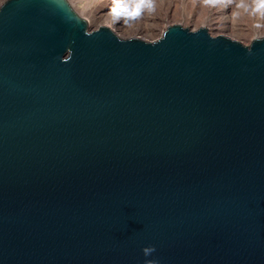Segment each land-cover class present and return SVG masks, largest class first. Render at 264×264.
I'll use <instances>...</instances> for the list:
<instances>
[{
    "label": "water",
    "instance_id": "water-1",
    "mask_svg": "<svg viewBox=\"0 0 264 264\" xmlns=\"http://www.w3.org/2000/svg\"><path fill=\"white\" fill-rule=\"evenodd\" d=\"M149 261L264 264V37L120 39L7 0L0 264Z\"/></svg>",
    "mask_w": 264,
    "mask_h": 264
},
{
    "label": "rangeland",
    "instance_id": "rangeland-1",
    "mask_svg": "<svg viewBox=\"0 0 264 264\" xmlns=\"http://www.w3.org/2000/svg\"><path fill=\"white\" fill-rule=\"evenodd\" d=\"M67 1L71 5L72 9L78 15H80L81 18L87 20V15L85 16L84 14L83 15L79 14V12L83 13L85 11L84 10L85 6H87L88 4H89L88 5L89 8H91V7L93 8L94 6H97V7H99V9H101L102 5L104 4V1H106V0H71V1L67 0ZM179 2H181V5ZM239 2H240L239 6H241V10H240L241 12L235 11L234 15L236 14V12H238V14L235 15V17H237L238 22L234 23L236 25L232 24V27L234 30H237V31L240 30L239 32L241 34L239 36H236V37L229 36L227 34L226 37L231 39V40L233 39L234 41L236 40L237 42L241 43L243 46H249L251 44V41H253L254 39H260V38L264 37V30H263L264 27H262V26L260 27L257 24H255L254 22L250 21L252 16H253L252 13L255 12L254 8L256 7L255 5L251 4V0L250 1L249 0H241V1L239 0ZM233 4L231 3V5H233V7L234 6L236 7L237 4H235V3H233ZM73 5H75V7H73ZM76 5H77V7H76ZM219 5H220L219 0H216V3L211 4V5L206 4L205 0H182V1L181 0H154V6L152 8H148V7L143 8L144 9L143 12L148 14L149 20L139 19L138 21H136V24H138L137 26L146 27L145 25H147L148 27H150L152 30V34L147 36V37L138 36L137 38L140 40L142 39L146 42L155 41L156 39H158L161 36L160 35V32H161L160 27L158 25H162L166 21L170 22V23H168L167 26L179 25L182 28H185V29L187 28L190 31H197V30H199V28L200 29H206L208 34L211 37L219 36V34L216 31L210 30V29L208 30L206 27L200 25V21L202 20L203 16L206 14V12H208L207 9L209 10L213 6V8H212L214 10V11H212V13H213L216 11L214 8H217V7L220 8ZM74 8H76L77 10H75ZM182 14L183 15L187 14L190 16L192 15L191 17L194 19V21L189 22V24L187 23L188 25H185L186 23L184 21H182L183 20ZM229 14H231V11H229ZM200 16H202V17H200ZM154 18H157V19H155L156 21L158 20L157 24H156V22L151 21ZM88 25H89V27H88L89 30H91V31L96 30L95 23H88ZM115 33L117 34L118 32H115ZM118 35L120 36L119 33H118Z\"/></svg>",
    "mask_w": 264,
    "mask_h": 264
},
{
    "label": "bare ground",
    "instance_id": "bare-ground-1",
    "mask_svg": "<svg viewBox=\"0 0 264 264\" xmlns=\"http://www.w3.org/2000/svg\"><path fill=\"white\" fill-rule=\"evenodd\" d=\"M6 1L7 0H0V8L2 7V5ZM117 2H119L121 5L127 4L129 6V8L131 9V7L134 5L135 0H106V1H104V4L102 5L101 9H99V7H97V6H94L93 8L92 7L89 8L88 7L89 4H88L87 6L84 5L85 11L83 13H80L79 11L78 12H79V14H82V15L84 14L85 16L87 15V20H86L87 25H88V23H95L96 29H98L99 27H108L117 37H119L121 39L137 38L138 36L147 37V36L152 34L151 28L148 27L147 25H145L146 27H144V26H137L138 24H136V21H138L139 19L149 20L148 14L143 12L144 9L141 10V14L139 16L134 17V18H128V17L117 18V17L112 16L111 15V8L114 7ZM238 2H239V0H219L220 8H218V7L214 8L216 11L213 13H212V11H214L212 9L213 6L211 9H209V10L207 9L208 12H206V14L203 16L202 20L200 21V25L206 27L208 30L210 29V30L216 31L219 34V36H225L226 37L227 34L229 36H233V37L239 36L241 34L239 32L240 30H238V31L234 30L232 27V24L238 22L237 17H235V15H237L238 12H236V14L234 15L235 11L241 10V6H239L240 2L239 3ZM179 3L181 5V2H179ZM231 3L232 4L238 3V4L236 5V7L235 6L233 7L234 4L231 5ZM251 4L256 6L255 0H251ZM73 7H75V5H73ZM76 7H77V5H76ZM74 9L77 10L76 8H74ZM254 10H255V12L252 13L253 16H252L251 20L250 19L249 20L254 22L255 24H257L260 27L261 26L264 27V10H257L256 7L254 8ZM229 11H231V14H229ZM191 16L187 15V14L183 15L182 21H184L186 23L185 25H188L189 22L194 21V19ZM200 17H202V16H200ZM155 19H157V18H154L151 21L156 22V24H157L158 20L156 21ZM168 23H170V22L166 21V22H164V24L158 25L160 27V31H161L160 35L161 36L158 39H156L155 41L159 40L163 36L167 27L170 26V25L167 26ZM234 25H236V24H234ZM88 27H89V25H88ZM114 31L118 32L120 34V36L118 35V33L116 34ZM152 42H154V41H152Z\"/></svg>",
    "mask_w": 264,
    "mask_h": 264
},
{
    "label": "clouds",
    "instance_id": "clouds-1",
    "mask_svg": "<svg viewBox=\"0 0 264 264\" xmlns=\"http://www.w3.org/2000/svg\"><path fill=\"white\" fill-rule=\"evenodd\" d=\"M206 4H214L216 0H205ZM256 9L264 10V0H255ZM154 6V0H135L134 5L129 8L127 4L121 5L119 2L115 4L114 7L111 8V15L114 17H128L134 18L141 14V10L144 7L152 8ZM155 249H144L145 255H148L150 252ZM148 264H155V262L149 261Z\"/></svg>",
    "mask_w": 264,
    "mask_h": 264
}]
</instances>
